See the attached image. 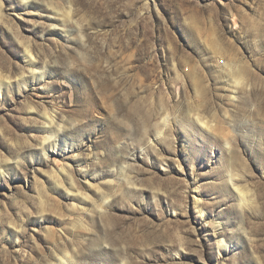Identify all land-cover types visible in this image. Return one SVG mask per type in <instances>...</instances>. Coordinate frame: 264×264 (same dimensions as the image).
<instances>
[{
	"label": "rangeland",
	"instance_id": "1",
	"mask_svg": "<svg viewBox=\"0 0 264 264\" xmlns=\"http://www.w3.org/2000/svg\"><path fill=\"white\" fill-rule=\"evenodd\" d=\"M0 264H264V0H0Z\"/></svg>",
	"mask_w": 264,
	"mask_h": 264
},
{
	"label": "bare ground",
	"instance_id": "2",
	"mask_svg": "<svg viewBox=\"0 0 264 264\" xmlns=\"http://www.w3.org/2000/svg\"><path fill=\"white\" fill-rule=\"evenodd\" d=\"M26 52L28 53V57H29V61H30V63L31 64H34V60H33V58H32V56H31V54H30V51H29V49L28 48H26ZM34 74H36V75H38L39 77H42L43 76V73H41V72H33ZM46 121L49 123V127L50 128H48L49 130H52L53 128H56V124L54 123V118L51 116V115H46ZM56 130H58V127H57V129ZM239 191V190H238ZM244 195V194H243ZM196 203H197V201H195ZM221 245L224 247V245H223V242H221Z\"/></svg>",
	"mask_w": 264,
	"mask_h": 264
}]
</instances>
